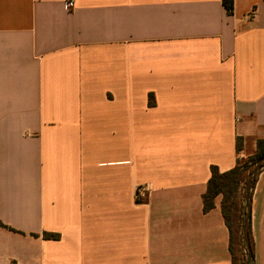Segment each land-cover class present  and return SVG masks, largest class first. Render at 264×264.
Here are the masks:
<instances>
[{
    "label": "crops",
    "instance_id": "0c3cea01",
    "mask_svg": "<svg viewBox=\"0 0 264 264\" xmlns=\"http://www.w3.org/2000/svg\"><path fill=\"white\" fill-rule=\"evenodd\" d=\"M233 3L0 0V264H233L203 196L264 140V0ZM250 235L264 264V170Z\"/></svg>",
    "mask_w": 264,
    "mask_h": 264
},
{
    "label": "trees",
    "instance_id": "16d2710c",
    "mask_svg": "<svg viewBox=\"0 0 264 264\" xmlns=\"http://www.w3.org/2000/svg\"><path fill=\"white\" fill-rule=\"evenodd\" d=\"M223 4L229 14L233 13V0H223ZM240 150V145L237 146ZM264 157V140L257 143L256 152L247 159L239 160L237 166L227 172H220L219 168L213 166L212 176L208 183V188L203 196L205 211H209L215 206V199L222 196V211L230 231V252L233 264L247 263V250L244 243V202L245 188L248 175L251 173L258 160ZM58 234L43 235L44 239H59ZM252 252L254 250L253 240L250 235ZM254 259V253H253Z\"/></svg>",
    "mask_w": 264,
    "mask_h": 264
},
{
    "label": "water",
    "instance_id": "95a60500",
    "mask_svg": "<svg viewBox=\"0 0 264 264\" xmlns=\"http://www.w3.org/2000/svg\"><path fill=\"white\" fill-rule=\"evenodd\" d=\"M264 170V157L257 161L254 165L251 173L248 175L247 184L245 188V202H244V225H243V235L244 243L247 250V263L254 264L253 252L250 243V227H251V205H252V195L255 187L256 180L259 174Z\"/></svg>",
    "mask_w": 264,
    "mask_h": 264
},
{
    "label": "built area",
    "instance_id": "2783aa9c",
    "mask_svg": "<svg viewBox=\"0 0 264 264\" xmlns=\"http://www.w3.org/2000/svg\"><path fill=\"white\" fill-rule=\"evenodd\" d=\"M73 5H74L73 3H69L70 7H73ZM149 193H150V187L148 185L139 186L137 189V199L144 200L148 198Z\"/></svg>",
    "mask_w": 264,
    "mask_h": 264
}]
</instances>
